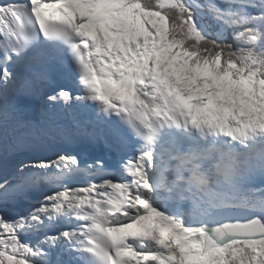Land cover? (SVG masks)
Returning a JSON list of instances; mask_svg holds the SVG:
<instances>
[{
    "label": "snow or ice",
    "instance_id": "6c2138e0",
    "mask_svg": "<svg viewBox=\"0 0 264 264\" xmlns=\"http://www.w3.org/2000/svg\"><path fill=\"white\" fill-rule=\"evenodd\" d=\"M0 264H264V0H0Z\"/></svg>",
    "mask_w": 264,
    "mask_h": 264
}]
</instances>
